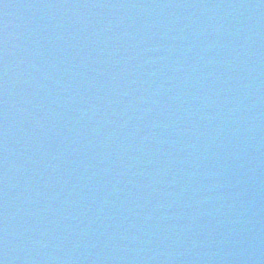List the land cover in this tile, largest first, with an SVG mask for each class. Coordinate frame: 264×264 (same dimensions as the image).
Returning a JSON list of instances; mask_svg holds the SVG:
<instances>
[{"label": "water", "instance_id": "95a60500", "mask_svg": "<svg viewBox=\"0 0 264 264\" xmlns=\"http://www.w3.org/2000/svg\"><path fill=\"white\" fill-rule=\"evenodd\" d=\"M0 264H264V0H0Z\"/></svg>", "mask_w": 264, "mask_h": 264}]
</instances>
